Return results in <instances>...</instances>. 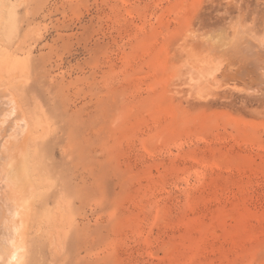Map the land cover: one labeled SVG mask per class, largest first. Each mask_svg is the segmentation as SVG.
Segmentation results:
<instances>
[{"label": "rangeland", "instance_id": "374dc122", "mask_svg": "<svg viewBox=\"0 0 264 264\" xmlns=\"http://www.w3.org/2000/svg\"><path fill=\"white\" fill-rule=\"evenodd\" d=\"M0 26L41 132L20 264H264V0H10Z\"/></svg>", "mask_w": 264, "mask_h": 264}, {"label": "bare ground", "instance_id": "6f19581e", "mask_svg": "<svg viewBox=\"0 0 264 264\" xmlns=\"http://www.w3.org/2000/svg\"><path fill=\"white\" fill-rule=\"evenodd\" d=\"M8 3L10 4V0H0V18L8 7ZM251 39L253 40L252 37ZM214 70L216 69L214 68ZM259 70L260 69H258V71ZM5 78L11 79L9 77ZM14 80L15 79L12 78V83ZM5 81L8 83L10 82V80ZM3 82V80H0V131L9 128L11 133H13H9V135H11L10 137L14 138L17 133L20 139H22L23 136L24 139L21 141L20 139H15V137V141L13 139V141L10 142L11 139L9 144L7 143L8 139L6 140L7 137H3L0 134V264H20L22 253L19 252L18 246H16L18 236L19 239L20 237L22 239L27 238V235L34 228L37 231L42 226V223L35 218V203L43 194V190L33 168L31 146L35 137H37L34 135L37 134L41 136L38 134L41 132H39L40 129L35 125L32 118L27 117L22 107L21 99L14 89V85H16L17 82H14L15 84L10 82L9 86L12 89L8 86L7 82L4 84ZM37 108L38 107L35 106V110H37ZM14 122H17L15 128L18 130L13 128L12 125ZM20 135H22V137ZM22 239L20 241H22ZM24 246L26 247V245ZM20 248L22 249V247Z\"/></svg>", "mask_w": 264, "mask_h": 264}]
</instances>
